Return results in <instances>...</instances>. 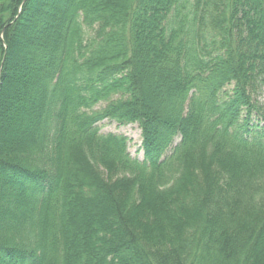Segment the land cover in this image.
<instances>
[{"label":"trees","instance_id":"1","mask_svg":"<svg viewBox=\"0 0 264 264\" xmlns=\"http://www.w3.org/2000/svg\"><path fill=\"white\" fill-rule=\"evenodd\" d=\"M0 264H264V0H0Z\"/></svg>","mask_w":264,"mask_h":264},{"label":"rangeland","instance_id":"2","mask_svg":"<svg viewBox=\"0 0 264 264\" xmlns=\"http://www.w3.org/2000/svg\"><path fill=\"white\" fill-rule=\"evenodd\" d=\"M104 103H101V106ZM98 107V106H97ZM98 127L101 133H114L121 134L127 137L128 139V151L131 156L142 158V152L139 149L141 137L140 129L135 123L130 124H117L115 121L102 120L98 123ZM175 140H178L175 138Z\"/></svg>","mask_w":264,"mask_h":264}]
</instances>
